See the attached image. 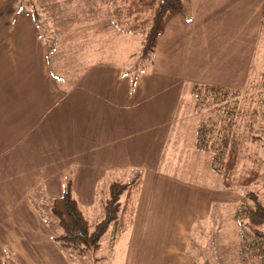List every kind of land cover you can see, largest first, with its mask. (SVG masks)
<instances>
[{
	"label": "crops",
	"instance_id": "obj_1",
	"mask_svg": "<svg viewBox=\"0 0 264 264\" xmlns=\"http://www.w3.org/2000/svg\"><path fill=\"white\" fill-rule=\"evenodd\" d=\"M36 1L53 24L50 56L31 10L0 0V264H72L52 238L51 200L70 178L96 223L108 183L137 174L130 225L108 231L109 264H243L240 194L196 146L192 87L244 86L264 0H182L186 14L138 70L142 36L118 29L108 4Z\"/></svg>",
	"mask_w": 264,
	"mask_h": 264
},
{
	"label": "trees",
	"instance_id": "obj_2",
	"mask_svg": "<svg viewBox=\"0 0 264 264\" xmlns=\"http://www.w3.org/2000/svg\"><path fill=\"white\" fill-rule=\"evenodd\" d=\"M102 1L110 6L112 22L118 29L142 36L131 70H138L143 63L151 61L157 40L164 33L168 22L176 15L186 14L182 0ZM21 5L31 10L47 39L50 56L54 50L55 38L49 14L35 0H21ZM262 24L264 26V9ZM260 74L261 86H264V67ZM248 83L251 81L248 80ZM192 93L196 97L197 110L214 105L222 108L225 114L220 129H217V122L213 118L201 119L196 146L211 152L212 168L221 175L223 187L245 190L235 211V219L240 224V255L244 264H264V203L258 187L260 175L264 171L260 165L254 163L240 177H236L237 166L245 149L242 137L236 132V108L239 107L243 90L195 83ZM249 130L251 141H264V128H260L262 133L253 134L252 124ZM140 178L141 175L137 174L127 182L108 183L106 195L101 200L102 217L96 223H91L84 215L73 193L72 181L67 178L62 194L50 202V212L57 228L52 237L53 241L72 258L98 251L101 238L109 230L116 238L132 221L134 198Z\"/></svg>",
	"mask_w": 264,
	"mask_h": 264
},
{
	"label": "rangeland",
	"instance_id": "obj_3",
	"mask_svg": "<svg viewBox=\"0 0 264 264\" xmlns=\"http://www.w3.org/2000/svg\"><path fill=\"white\" fill-rule=\"evenodd\" d=\"M31 1L32 0H27V2ZM262 37L263 42H261L259 45L254 69L247 78L244 86L241 88H237L243 90V93L242 97L240 98L239 107L236 108L238 115L236 119V132L242 137L245 149L237 166L238 168L236 177H240L245 172V170L251 167L254 163L260 165L262 171H264V141H251L249 130L250 125L252 124H254V130L252 132L253 134L262 133L260 131V128H264V86H261L262 78L260 74L264 67V35ZM248 80H250L251 83H248ZM197 111L198 113H200L202 120L213 118L217 122V129H220L222 127L225 117L222 108L212 105L210 107L202 108ZM263 184L264 172L261 173L258 184V187L261 190L260 198L264 203V188L261 189ZM235 189H237V192H239L241 199L245 190L242 188ZM97 208H100V206H98ZM100 215H102V211L100 212ZM91 219H95L94 215L93 217H91ZM109 238V232H107L101 238L100 245L101 247H103L101 252L90 251L83 257H76V260H74L72 264H109L106 261L110 253Z\"/></svg>",
	"mask_w": 264,
	"mask_h": 264
}]
</instances>
